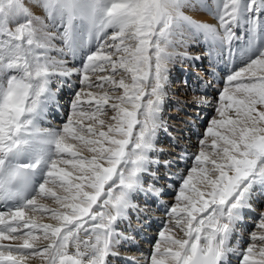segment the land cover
I'll return each mask as SVG.
<instances>
[{"label": "snow or ice", "instance_id": "6c2138e0", "mask_svg": "<svg viewBox=\"0 0 264 264\" xmlns=\"http://www.w3.org/2000/svg\"><path fill=\"white\" fill-rule=\"evenodd\" d=\"M35 3L47 23L25 0H0V239L23 240L0 244V264H25L29 252L47 264H106L122 236L119 222L136 207L133 194H164L155 183L145 188L144 177L157 163L150 153L163 127L174 38L183 30L189 38L202 37L210 51L227 48L229 56L243 30L238 51L244 66L227 76L218 118L199 141L193 166L178 174L150 264H232L231 256L237 264H264V213L247 247L229 246L242 212L264 197V0ZM197 9L217 23L186 14ZM53 51L81 55L82 67H68ZM96 73L108 74L92 79ZM72 75H81V87L67 121L60 128L40 127L55 98L53 78ZM105 106L114 112L107 123L101 118ZM38 197L57 207L39 204ZM38 212L51 213L56 223L39 222Z\"/></svg>", "mask_w": 264, "mask_h": 264}, {"label": "bare ground", "instance_id": "6f19581e", "mask_svg": "<svg viewBox=\"0 0 264 264\" xmlns=\"http://www.w3.org/2000/svg\"><path fill=\"white\" fill-rule=\"evenodd\" d=\"M207 2L212 3V0H207ZM25 3L31 9V11L33 12L34 15L40 16L42 19H45V23L48 22L43 9L36 6L35 0H25ZM186 14L193 17V19H196V20H199L202 22H207V23H212V24L217 23L216 18L211 13L204 11V10H200V9L186 10ZM237 35L242 36L244 38V40L243 41L240 40L239 44L233 45V51L235 54H232L231 56H229V52H228L227 48H225L223 50L218 49V48H214L210 51L209 44L204 42L202 37L197 38L199 40V41H197L198 44H195L196 42L193 43L194 38L193 39L189 38V34H188L187 30H183V34L178 33L176 35V37L174 38L176 41L174 50L177 53V55L174 56V58L172 59V61L169 64L168 82L167 83H169V80H173L176 78L179 79L181 73H183L182 79L179 80L177 82V84H175V86H178L179 89L182 88V90H180V92H181L180 94H178L177 90L173 91L174 94H170V93H168L169 91L167 89H165L166 95L164 97L163 107H162V112H161L163 127L160 130H158V132L156 134V139L154 142L155 143V151L150 153V156L152 155L151 159L154 161H157V163L151 164V168H149L150 182L148 183V185L154 183V182H152L153 177H155L157 180L162 179V184H163V186H165V188L163 187V189H165V190H164V194H162V199L164 200V202L166 203L167 206H169L172 203V201L174 202V200H175L174 197H172L171 194H169L167 192V191H169L168 188L169 187L171 188V185L165 184L166 182H164V180L167 181L166 178L170 177L169 176L170 173H168V172H172L174 170V168H171V166H169L168 163L172 162L173 164H179L178 166L182 168L183 164H185L187 159H188L187 158L188 157L187 152L189 150L192 151L193 149H195L192 146H190L191 144H189L187 142V140H184V137L186 134V129L188 131L187 134H189L186 137H190V132H189L190 130H189V126H188L189 123L187 125H185V124L187 122L193 121V119H194L193 115H196L195 120H197V118H203V119L205 118V123H206V121H207L206 116L209 115L208 113L205 112V110H207V109L203 108L201 105L196 106V104H198L197 102L199 100L203 99L204 97H208V95H203L199 91V89H197L196 91H198L200 94L196 95V96H194L195 94L190 93L189 92L190 90L187 91V89H188V86H187L188 83L187 82L188 81L186 82L185 78L188 76L189 81H190V85L192 86L194 84L191 81H196L194 76H196V77L201 76L202 78H204V77H208L211 74V72H215V75H213V76H214V79H217L221 73V70L224 67L228 68V66L232 63L234 65L238 64V66L236 67L235 70H239V67L241 65H243L244 63H243V59L241 58V56L239 54L238 48H239V45H241V43H243L246 40V36H245L243 30L238 31ZM54 43H56L58 47L60 46L58 41H54ZM192 43H193V46L191 47ZM199 47H202V48H199ZM195 49H200V50L198 52H196ZM187 54H190L189 56L192 59V62L190 61V63L193 65L192 67L195 66V70L189 71L187 69L188 65H186L185 69L183 67L179 68V67L173 66L175 64L181 65L182 62H180V61H182L183 58H185V56H187ZM51 55L58 58V59L63 58L65 60H67L68 61L67 66L70 68L82 67V64H80V66H78V61L80 60L79 54L76 55L75 57H72L70 55L60 57V56H58V54L55 51H53L51 53ZM204 69H205V71H207L206 76L201 75L203 73ZM91 75H92V79H95V75H99V74L97 73V74H91ZM177 75H179V77ZM174 76H176V78H173ZM74 79H75L74 75H72L67 80H64L62 78H55V77L53 78L52 83H51V88H52L53 92L55 93V98H54L55 102H57V100L61 101L62 99H66V97L70 96V93L68 91H70L71 88H70V85L67 84V81L70 80L71 82H74ZM208 81H210L209 78H208ZM180 82L183 84V86H179ZM174 83H176V82L174 81ZM184 85H186V87H184ZM79 86L81 87V85H79ZM80 87H78V88H80ZM196 87H197V85H196ZM90 90L93 92L103 91V90L94 89V88L90 89ZM122 91L123 90H119L117 93L115 92L114 94L113 93H110V94L119 95L122 93ZM173 92H171V93H173ZM176 92H177V96H175ZM179 95H183V96L180 97ZM58 96H61V98H58ZM73 98H74V96H73ZM175 100L178 102L177 104H179L180 101L182 102V109H184L183 111L185 112L184 114L186 115V118L181 116V117H183L182 120H180L179 117L176 118V115L172 113V112L178 111L175 109V106H173L174 108L172 107V110L170 109L168 111H165V108H167L166 105H168V104L170 105V103H175L176 102ZM183 103L184 104L192 103L196 107H194V108L185 107L184 108ZM68 105L70 106L69 107V115H70L71 114V103H69ZM179 107H181V106H179ZM182 109H180V110H182ZM187 109L191 110L190 115H189V112H186ZM198 109H200V110H198ZM165 112H168V114L171 115V116H169V118L167 120H166L167 113H165ZM178 113H181V115H182V111H180ZM68 116L66 118V121L68 119ZM190 119H191V121H190ZM195 120H194V122H192L191 127L197 126L198 130L201 132V135H202V133H203L202 129H204L205 123L203 126H200ZM176 121H178V122H176ZM65 122L59 123L58 121H54V124H58L59 126L61 125L60 127H62ZM175 124H178V125H175ZM40 127L52 129L49 126H45L43 123V120L40 122ZM167 134H168V137H166ZM192 138H194V137H192ZM170 140L173 141V144L170 143ZM190 141H191V143H193L194 139H192ZM197 151H198V149L195 150L194 154H197L198 153ZM83 154H84V156H88V157H90L92 155L86 149L83 151ZM176 162H178V163H176ZM61 166H63V165H61ZM105 166H107L106 163H105ZM165 166L168 167L167 171L164 170ZM69 170H71V169L69 168ZM161 173H164V175H162ZM152 174H154V176ZM157 180H155L156 184H158L156 182ZM148 185H147V187H148ZM166 186L168 188H166ZM156 187L159 188V186H156ZM142 196H143V192H138V193L133 194V198H135V199L132 200V203L136 206L135 208H137L138 206H141V207L144 206L146 208H149V211L146 212V214H149V215L151 214V216L162 218L161 220L163 221V223L165 225V223L168 220L166 213L162 215L155 210L154 206H152V207L148 206L150 204V201L146 202L147 205L144 204ZM139 197H141V199ZM37 199L41 201V198L38 197ZM170 200H172V201L170 202ZM263 202H264V197H260L259 199H256L255 203H252V209L254 208L256 210H259L260 208H264V204H262ZM40 204L45 205L48 208L57 207V204L51 198H42V201L40 202ZM141 211H140V213H141ZM26 212H28V211H26ZM35 216H36V219L38 221L39 220L45 221L44 223H49L48 222L49 220L54 221L51 217V213H48V212H38L35 214ZM258 222H259V220H257L256 224ZM120 224H121V227H120ZM122 224H124V220L120 221V223L116 229L119 233H120V231L122 233H125V232H123V230H121ZM161 230H164V227L162 229L156 231V232L154 231V233H156L159 236V232ZM252 230L256 231L257 229L254 227V229H252ZM252 230L250 231V233L253 232ZM248 233L249 232L246 233L247 236H248ZM36 235H38L41 238V240L43 239L41 232H38V234L36 233ZM250 235L247 239L248 242H250ZM81 238L86 239V236L85 235L81 236ZM4 240L7 241L6 244H13V245L23 242L22 238H17L16 240H12V239H4ZM121 245L115 244L111 250L115 253H119L118 250L121 249L120 248ZM246 247H247V245H246ZM69 249H70L69 252L71 254L74 251V248H72L70 246ZM111 259H112L111 255H109L108 261L110 262V264H118L117 262L112 263ZM148 262L149 263H146V264H150V257L148 259ZM25 264H47V262L41 256H33L29 252V254L26 255Z\"/></svg>", "mask_w": 264, "mask_h": 264}, {"label": "rangeland", "instance_id": "374dc122", "mask_svg": "<svg viewBox=\"0 0 264 264\" xmlns=\"http://www.w3.org/2000/svg\"><path fill=\"white\" fill-rule=\"evenodd\" d=\"M193 39V38H192ZM194 41H193V43H195V44H198V42L197 41H199L197 38H195L194 37V39H193ZM244 40V38L241 40V41H243ZM193 43H192V45H191V47L193 46ZM199 48H202V47H199ZM200 49H195V51L196 52H198ZM190 54H187V56H185V58H183V60L182 61H180V62H182L181 63V65H178V64H175V65H173L174 67H183L184 69L186 68V65H188L187 66V69L190 71V70H195V66L194 67H192L193 65L190 63V61L192 62V59L190 58V56H189ZM187 59V60H186ZM186 63V64H185ZM191 64V65H190ZM242 66H244V64L243 65H241L240 67H242ZM189 67V68H188ZM239 67V68H240ZM178 68V69H179ZM194 68V69H193ZM177 69V70H178ZM233 70H235V68L234 69H232L226 76H228ZM97 74V73H96ZM99 75H105V74H108V73H98ZM181 75H182V73H181ZM181 75H180V77H179V75H177L178 77H179V79H177L176 78V76H174L173 78H176V79H173V80H169V83H167V85H166V89L169 91L168 93H170V94H174V92L173 91H175V90H177L178 91V94H180L181 92H180V90H182V88L181 89H179V87L178 86H175V84H177V82L179 81V80H181ZM76 76V80H77V82H78V84H79V82H80V79H81V75H75ZM118 78V77H117ZM127 81L126 82H130L129 81V79H126ZM174 81L176 82V83H174ZM79 86V85H78ZM78 86H77V88L75 89V91H77L79 88H78ZM179 86H183V84L180 82V84H179ZM226 86V80L225 81H220V83L219 84H217V85H215V86H213V89H212V94H210L208 97H204L203 99L205 100H208V101H211V103H208V104H204L203 106V108H207L208 109V112H206V113H209V115L207 116V118H206V123H205V126H204V129H202L203 130V133H202V135H199V136H197L196 138V140H194V144L192 145V147L193 148H195V149H193V151L195 152V150H197L198 149V151L197 152H199V149H200V145H199V141L203 138V134L205 133V131H206V129H207V127L209 126V124H210V121H211V119L212 118H214V117H216V118H218V114H217V112L215 111V108H216V106H217V101H218V96H219V93H220V91H222L223 89H224V87ZM228 87H232V85L231 84H229V85H227ZM80 87V86H79ZM184 87H186V85H184ZM109 88V86L108 85H105V88L103 89V90H107ZM94 89H96V88H94ZM179 89V90H178ZM187 89V88H186ZM99 90H101V89H99ZM119 91V90H118ZM117 91V92H118ZM187 91H189V88L187 89ZM116 92V93H117ZM171 92H173V93H171ZM190 92V91H189ZM75 93V92H74ZM190 93H193V94H195L194 96H196V95H199L200 93L198 92V91H191ZM114 94V93H113ZM175 96H177V92H176V94H175ZM180 97H182L183 95H179ZM184 99V98H183ZM176 101V100H175ZM178 102L176 101L175 103H170V105L168 106V105H166L167 106V108H165V111H168V110H172V107L173 106H175V109L176 110H178V111H176V112H172L173 114H175L176 115V118L177 117H179L180 118V120H182V118L184 117V118H186V115L184 114L185 112L183 111L184 109H182V102L180 101V103L179 104H177ZM183 107L185 108V107H191V108H194V107H196L198 104H196V106H194L192 103H190V104H184L183 103ZM179 106H181V107H179ZM105 108H106V115L105 116H102L101 118H104L105 120H106V123L107 122H111L110 121V118L114 115V112H112L111 110H110V108H108V106H105ZM174 108V107H173ZM178 108V109H177ZM180 109H182V110H180ZM196 109V108H195ZM198 110H200V109H198ZM180 111H182V115H181V113H178V112H180ZM186 112H189V115H190V112H191V110L190 109H187L186 110ZM165 113H167V115H166V120L169 118V116H171L170 114H168V112H165ZM181 116H183V117H181ZM193 120H195V118L193 119ZM176 122H178V121H176ZM199 124H202V123H199ZM175 125H178V124H175ZM187 139V137L185 136V138H184V140H186ZM188 140H191V137L190 138H188ZM210 142V141H209ZM199 147V148H198ZM208 151H211L210 149L208 150ZM193 152V153H194ZM84 155V154H83ZM195 155V154H194ZM194 155L192 156V158L188 161V163H187V165H186V167L184 168V169H182V172H181V174H184V172H185V170L186 169H188V168H190V167H192L193 166V163H194ZM152 156V155H151ZM168 165H171L170 163H168ZM173 174H175V173H173ZM172 174H170L169 176H171ZM144 179H147V175L144 177ZM179 179V178H178ZM178 179L176 180V182H175V184H174V186H172V191H171V196L172 197H174V199H175V193H176V191L178 190V187H177V185H178ZM147 181V180H146ZM39 198H41V201H42V198L43 197H39ZM40 200H38V203L40 204V202H41ZM172 201V200H171ZM170 201V202H171ZM173 202V201H172ZM26 211H28V210H26ZM263 213H264V210H263ZM28 214H30V215H32V213H30V212H28ZM38 234V233H37ZM2 240H4V239H2ZM29 254V253H28Z\"/></svg>", "mask_w": 264, "mask_h": 264}]
</instances>
